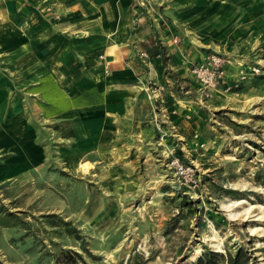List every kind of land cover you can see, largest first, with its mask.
<instances>
[{
    "label": "rangeland",
    "instance_id": "obj_1",
    "mask_svg": "<svg viewBox=\"0 0 264 264\" xmlns=\"http://www.w3.org/2000/svg\"><path fill=\"white\" fill-rule=\"evenodd\" d=\"M132 1V11L118 18L130 32L138 14L152 25L168 22L157 0ZM206 5L205 16L236 46L229 55L203 48V59L219 54L234 70L257 73L205 98L197 80L166 71L165 86L185 101V113L146 117L141 126L152 136L113 145L106 160L68 166L65 152L57 156L58 146L42 135L49 150L41 167L14 164L0 151V263L48 264L73 251L81 264H196L207 251L245 248L254 264H264V0ZM45 16L62 17L52 7ZM160 56L166 66V52Z\"/></svg>",
    "mask_w": 264,
    "mask_h": 264
},
{
    "label": "crops",
    "instance_id": "obj_2",
    "mask_svg": "<svg viewBox=\"0 0 264 264\" xmlns=\"http://www.w3.org/2000/svg\"><path fill=\"white\" fill-rule=\"evenodd\" d=\"M157 2L168 22L152 25L138 14L130 32L118 18L132 11V0H0V151L9 154L6 160L41 167L49 149L39 135L58 146L57 156L65 152L68 166L106 160L113 145L128 148L137 136H152L141 126L149 116L159 122L185 113V101L175 100L167 86L150 100L149 83L166 85V71L196 81L191 66L202 61L203 48L229 55L236 45L205 16L201 8L209 0ZM50 7L60 20L45 16ZM239 69L227 64L225 81Z\"/></svg>",
    "mask_w": 264,
    "mask_h": 264
},
{
    "label": "built area",
    "instance_id": "obj_3",
    "mask_svg": "<svg viewBox=\"0 0 264 264\" xmlns=\"http://www.w3.org/2000/svg\"><path fill=\"white\" fill-rule=\"evenodd\" d=\"M175 43L179 42V39L174 40ZM142 58H148V55L143 52L141 53ZM228 61L219 54H209L203 61L196 63L192 66L191 72L200 84V91L203 97L210 98L213 93L220 88L221 84L226 85V90L230 91L233 88L239 87V85L246 80L250 73H257L256 68H245L240 66L238 74L233 81V84L226 82V65ZM167 91L165 85H157L154 82H150L148 85L149 99L154 100L159 98L162 94Z\"/></svg>",
    "mask_w": 264,
    "mask_h": 264
},
{
    "label": "trees",
    "instance_id": "obj_4",
    "mask_svg": "<svg viewBox=\"0 0 264 264\" xmlns=\"http://www.w3.org/2000/svg\"><path fill=\"white\" fill-rule=\"evenodd\" d=\"M64 226H70L69 222H64ZM66 232L69 235H74L75 238L81 239L80 231L77 228L68 227ZM85 252L90 256L91 253L83 246ZM255 257L245 248H238L234 253H220L214 251L205 252L197 261L196 264H254ZM83 263V256L77 252L65 251L62 256L58 258L54 263L48 264H81ZM3 264V263H0ZM30 264V263H24Z\"/></svg>",
    "mask_w": 264,
    "mask_h": 264
},
{
    "label": "bare ground",
    "instance_id": "obj_5",
    "mask_svg": "<svg viewBox=\"0 0 264 264\" xmlns=\"http://www.w3.org/2000/svg\"><path fill=\"white\" fill-rule=\"evenodd\" d=\"M237 214H231V216H236ZM218 248L220 247V246H217Z\"/></svg>",
    "mask_w": 264,
    "mask_h": 264
}]
</instances>
